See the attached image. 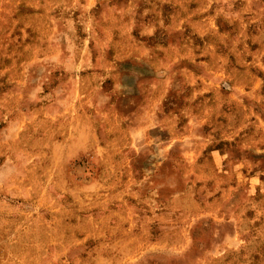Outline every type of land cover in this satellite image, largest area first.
Returning a JSON list of instances; mask_svg holds the SVG:
<instances>
[{"label":"rangeland","instance_id":"1","mask_svg":"<svg viewBox=\"0 0 264 264\" xmlns=\"http://www.w3.org/2000/svg\"><path fill=\"white\" fill-rule=\"evenodd\" d=\"M0 264H264V0H0Z\"/></svg>","mask_w":264,"mask_h":264}]
</instances>
